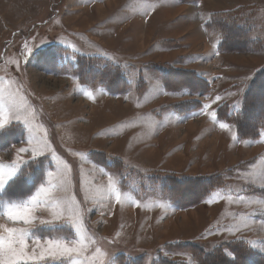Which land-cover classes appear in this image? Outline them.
Returning <instances> with one entry per match:
<instances>
[{
    "label": "rangeland",
    "instance_id": "obj_1",
    "mask_svg": "<svg viewBox=\"0 0 264 264\" xmlns=\"http://www.w3.org/2000/svg\"><path fill=\"white\" fill-rule=\"evenodd\" d=\"M63 1L64 0H0V105H3L6 110L13 106L19 108L18 112L8 113L9 123L5 125L4 129L10 125L18 124L22 127L25 134L21 142L8 144L4 150L0 151V165H11L13 160H17V156L13 158L11 154L13 152L17 153V149L20 147H27L29 149L36 147L43 149V155H40V157L36 159L46 157L48 161L47 164L49 167L45 169L44 179L46 176L47 181L49 180L47 174L51 168L53 173H56L59 169L61 174L60 178L64 180V188L68 187V183L66 182L74 178L75 189L78 195L74 194L72 187L64 192L60 198L68 199L70 203L76 201L78 204L76 208H79L82 212V223L80 228L85 237V243L88 245V250L84 252L80 258L85 260L86 264H90L93 260L94 249L97 247L107 254L104 259V264H118L117 260L120 257H125L123 263L120 262L121 264L135 258H142L143 264H153V261L160 256L169 258L172 261L195 264L189 254L172 251L164 246L170 243L194 240L193 242L197 244L209 247L208 249L203 246L207 250L214 249L215 246L221 243L232 241L230 240L231 236L226 235V231L230 226L233 229V227L237 225H239L240 228L242 227L241 230L237 232L239 238L256 233L262 235L264 232L260 233V230L257 231L259 228L255 226L253 218L264 222V213L260 211L257 204L252 203L246 206L245 203L242 202L258 201L256 198L264 200V198L252 195L255 193V189L264 190V188L256 187L258 184L257 178L264 180V174L263 177H260V173H247L250 164L254 161L251 156H254L256 153L252 148L247 149L248 151L245 153L244 147L231 146L228 141H232L233 136L230 135V133H225L221 135L224 144L222 142L214 149L215 145L212 142L210 143V138L213 136L212 130L210 129L211 127L207 126L205 122L206 119H203V116H201V121L198 120L196 123H191L188 126L186 125L185 128L183 126H178V128L182 127L179 130L175 128L172 129V127L169 126L168 134L166 131L160 134V136L156 135L153 139H150L151 145L144 149L136 148L133 134L135 133L134 125L141 128L139 130L140 132H142L143 127L150 125V115L157 117L160 123L163 122L164 124L174 125L175 122L171 120L173 117L172 114H176L180 118L193 116L197 112H200L202 115L205 113L203 106L210 103V100L215 98L212 96L208 100L211 92L207 95H201L200 92H197L198 90L189 91L186 89L184 90L185 92L177 90L175 87L179 86L173 85L172 82L169 84V86H173L172 88H165L161 82V77L154 70V66L166 69L164 70L166 73L164 71L163 73L168 74V76L172 74V71L174 72L175 69L189 72L191 76L194 75L198 79L204 80L210 91L213 89L212 83L216 82L214 81L215 77L225 78L224 80L227 82V85L222 87L223 89L227 88V90L222 93L225 96H221L222 100L225 101L212 104V107L207 109V111H214L215 118L216 112H218L220 108L225 105H230L231 103L229 102H232L238 95L243 96L249 86V82L258 71L264 68V0H237L240 4L249 5V7H238V9L232 8L229 3H227L229 7H226L223 0H199L197 3H182L176 0L181 9L175 10V8L169 10L167 12L169 16L167 21L173 24L170 35L181 37L174 39V41L166 42L169 46L168 53H153L152 55L151 49L153 47H151L150 50L146 48L156 37L157 30L148 34L145 33L144 36L139 35L134 43H130L125 47L127 49L123 50L124 54L128 56L134 55L137 56L136 59H141V62H139L140 64L135 63L136 66L127 65L124 62L107 58L109 61L120 65L127 71L129 87L124 92L117 95L106 93L100 86L92 88L97 89L96 91H98V94L103 92L109 97L118 98L116 101L109 100L107 102H102L104 107H100L95 111L89 104L77 98V94L86 96L84 92H89L92 86L81 85L75 79H73L75 81V83H73L65 81L64 79L60 80V78L56 79L55 77H51L42 70L44 66L41 67L37 64V59L34 56L35 50L45 48L52 44L59 45L58 47H61V49H66L69 52H66V58L72 62L76 59V57H74L76 54L90 57L101 56L102 58L105 56L95 54L96 51L92 53L83 51L75 46L72 39L67 41L62 40L59 37L60 35L56 36L60 28H54L52 22L54 20L53 18L56 17L59 12L63 14L64 8L61 9ZM118 2L119 0H116L111 3L110 6L103 7L102 11H95L96 9H94L93 17L81 13L83 19H81L79 23L83 27L94 24L98 19L104 16L103 13L108 12ZM76 8L77 11L74 12L80 13V5H76L74 9ZM199 10L200 12L212 11L213 13L236 11L237 17L242 16L247 22L254 25L250 38L253 41H259L263 46L262 50L258 52L253 50L256 48L250 47V50L241 52H219V55L222 57L214 59L212 47L205 43L207 42L209 45L211 42L214 43L217 40V36L220 34L216 30H210L209 28V30H207L204 23L203 27L199 29V21H197V18H200L199 16L197 17V12ZM213 13H211L208 18ZM188 14L192 16L191 21L185 26H177V24H179L177 23L179 21L178 17ZM137 30H139V28ZM131 31L135 32L134 29L128 30V28H126L119 34L128 35L131 34ZM203 34L205 36H203ZM25 45H27V47H25ZM68 45H74L77 51H73ZM153 50L156 51L157 48ZM136 51L139 52L134 53ZM63 55H61V58ZM105 58L106 57H104V59ZM10 61H14V63H10ZM138 76V80H141L139 85L136 79ZM170 77L174 78L173 75H170ZM234 80L239 81V83L231 86V81ZM157 81L161 85L159 89L155 87ZM216 83L219 84L218 81ZM216 87L217 90L221 89L220 85ZM161 90L168 93H177L176 95H181L179 93L182 92L188 93L184 94V96L188 95L190 97L187 101L191 103L197 101L200 103V106L191 104L190 107L194 110L190 112L186 111L182 109L184 107L180 104L183 103L181 100L183 98H176L175 102H171L170 100L158 96ZM194 92H197V94H193ZM226 99L229 101L227 102L228 104L225 103ZM187 101H184V103ZM47 110H51V113H57L61 118L66 120L64 126L67 130V138L73 144L70 150L64 149L60 144V140L55 134L54 123L51 122ZM29 111L32 112V116L28 117L30 124H25L22 121L12 118L13 114H18L23 119L27 116ZM95 113L99 114L96 118L94 117ZM166 115H168V119L165 117ZM84 117H89L88 119L91 122L87 124ZM165 119L167 120L165 121ZM93 121H96V123ZM123 121H130V123H123L120 125L119 123ZM164 124L163 126H166ZM227 125L231 126L233 135L235 136L236 131L234 126L230 124ZM209 129L211 135H205ZM2 130L3 129H0V133ZM130 131L133 133L128 136V132ZM65 134L66 131L64 130L63 135ZM118 134L121 136V141L128 136V142L124 143L126 144L125 147L131 152V157L128 161H140V163L149 167V170H146V174L145 172L142 173L138 171V167L124 163L120 159L118 160L122 165L114 170H107L106 167L98 165V167L106 173L105 178L99 181L101 184L98 186H106L105 183H108V176L111 175L117 181V186L119 188L120 182L124 188L128 189L127 192L132 196L135 195L138 204L141 205L140 207L147 206L145 204L156 205L157 203L168 202L165 196L160 194L161 188L150 186V179L170 173L168 171H161L162 169L176 171L178 167L177 159H184L180 153V149H184L190 161L195 164V169H197L196 172L200 173L195 176L176 173L170 174L190 178H205V176L208 177L213 174L223 176V178L221 177L222 186L210 192L205 200H209L210 194L214 191L223 190L221 196L217 197V199L211 203L204 201L199 205L179 210L168 202L171 205V207H169L170 213H168L167 217H164V219H166L162 223H159L161 228L157 231L156 236V241L161 247L154 251H152L153 249L150 251L139 250L138 247L133 245L136 244V242L132 239L130 241L125 239L119 240L115 234H113L114 237L110 235L115 223H118L116 221H114L115 223L106 221L108 219H113L115 215L110 214L112 210L115 209L114 207L113 209L109 208L108 204L110 200H103L108 207V210L105 211L107 219L102 216L101 213H96L97 215L94 214V212L91 213V210L97 206H90L89 202H80L82 198L78 192L76 162L82 160V157L86 159L88 156L89 160L94 163L90 159L89 153L96 151L94 150L95 147L114 152L113 149H115L117 145H114L108 140L112 139L115 144L118 143L119 141L116 137ZM195 135L199 138H203L205 142L202 144H200L199 141L195 142L193 138ZM169 136L170 141H167ZM173 137L175 138L172 142ZM165 138L166 141H164ZM262 139L264 140V134L261 133L258 139L253 141V143L261 142ZM29 140H33V143L28 144ZM186 140L189 141L188 144H185L187 143ZM45 141L47 147L44 146ZM233 141L235 142V140ZM79 142L83 144L82 147L77 145ZM238 142H244L250 145L251 141L238 140ZM184 144L186 145L185 148H183ZM177 147H180V149L178 150ZM227 147H230L232 151V161L230 164H233V167L221 170L224 165L228 164L229 157L227 160L225 156L230 150H228ZM49 148L51 151H49ZM214 150L217 156L208 160V156ZM103 154L114 158L105 153ZM160 154L163 157H161ZM140 157L144 158L146 161ZM30 159H34L31 157V152L20 154L18 160L20 167ZM65 165L67 167H65ZM96 186L97 185H95L94 190H97ZM2 193L3 191L0 192V196ZM227 195H231L234 198L232 202L226 199ZM92 197L94 196L92 195ZM94 199L97 201L101 200L98 194ZM112 200L114 201V198ZM114 204L116 203L114 202ZM3 205L4 203L0 204V211ZM211 208L213 209L211 210ZM177 211L184 212L177 215V213H179ZM37 213L44 215L43 211H38ZM46 216L45 219L50 218L48 215ZM241 216L246 218L248 227L243 226V222L240 220ZM88 217L93 219L95 225L102 226V222H104V224L109 223V225L105 227L107 231H103L104 233L106 232V234L99 233L97 227L89 226ZM165 221L168 223V226L167 224L164 226ZM157 222H160L159 219L154 220V223ZM0 223L3 222L1 221ZM120 223L124 228L122 219H120ZM226 226L227 228H224ZM40 227H58L59 234L54 237L62 236L65 242L79 238L76 227L70 223L61 222L54 225H41L36 227V229ZM33 231L31 233L32 235ZM34 236L42 238L37 235ZM239 238H234L233 240L246 241ZM257 240L262 241L256 242L259 251L255 250L252 246L250 247L257 252V254L264 256V250H261L264 249V235L260 236ZM90 241H94L95 243H91ZM226 259L229 260L230 257L226 256ZM226 259L223 257L221 258L222 262H224L223 264H228ZM40 264H44V262H40ZM47 264H62V262L48 261Z\"/></svg>",
    "mask_w": 264,
    "mask_h": 264
},
{
    "label": "crops",
    "instance_id": "obj_2",
    "mask_svg": "<svg viewBox=\"0 0 264 264\" xmlns=\"http://www.w3.org/2000/svg\"><path fill=\"white\" fill-rule=\"evenodd\" d=\"M116 0H64L63 4H62V8L63 9V14H59L54 17L53 22H52V26L54 28H60L59 33L56 36H59L62 40H67L70 41L72 39V41L75 43V46L82 49L83 51H87L89 53L95 52V54H101V55H105L104 57H106L105 59L109 58L110 60H118L120 62H124L127 65H131V66H136L135 63H139L141 62V59H136L137 56L134 55H126L123 53V50H126L127 48H125L127 45H129L130 43H134L135 39L139 36L142 35L144 36V34H148L150 32H156V37L152 40L151 44L146 48L147 50H150L151 47H153L151 49V54L153 55V53H168V48L169 46L166 44V42L169 41H174V39H178L181 36H172L170 35V30L173 29L172 27V23H170L169 21H167V19L169 18L168 16V11L171 9H181L178 6V3L176 0H119V2L113 6L108 12L103 13L104 16L100 19H98L94 24L88 25L86 27H83L79 22L81 21V19H83V15H90L93 17V10L96 9L95 11H99V10H103V7L106 6H110L111 3L115 2ZM226 4V7H229L227 5V3H229L231 5L232 8H237L238 7H249V5H243L240 4L237 0H223ZM76 5H80L81 7V12L80 13H75L74 11H77V8L74 9L76 7ZM151 5H155V7H150ZM178 7V8H177ZM225 9V8H224ZM65 12V13H64ZM89 12V14H88ZM215 12V11H214ZM75 13V14H73ZM82 13V14H81ZM213 13L212 11H208V12H200V10L197 12V17L199 16L200 18H197V21H199V29H201V27H203V23L205 24L208 21V16ZM179 16V15H178ZM201 17H203V19H201ZM179 21L177 23V26H185L187 23H189L192 19V16L190 14L188 15H184V16H179ZM79 19V20H78ZM160 20V21H159ZM159 21V22H157ZM80 24V26H79ZM128 28V30H132L134 29L135 32L131 31V34H119L123 29ZM139 28V30H137ZM201 31V30H200ZM215 35V34H214ZM203 36H205L203 34ZM133 41V42H132ZM216 42V41H215ZM214 42V43H215ZM206 45L212 47L213 43L211 42V44L209 45L207 42L205 43ZM54 45V44H52ZM59 46V45H57ZM157 48L156 51H154L153 49ZM159 50V52H158ZM213 50V47H212ZM139 51H136L134 53H137ZM203 54V53H202ZM167 55V54H164ZM204 55V54H203ZM213 58H221L222 56L220 55H216L214 54V50H213ZM156 56V55H155ZM95 57H101V56H95ZM103 57V58H104ZM102 58V57H101ZM108 60V59H107ZM150 62V61H147ZM142 63H146V62H142ZM140 64V63H139ZM128 68V67H127ZM51 77H55L56 79L60 80H65L68 82H73L75 83V81L73 79V77L68 76V75H54V74H49ZM48 75V76H49ZM225 78L222 77H218V78H214V81H218L219 84H217L216 82L212 83V91H211V95L209 96L208 100L214 96H225L224 94H222L224 91L227 90V88L223 89L222 86H226L227 82H225L224 80ZM76 80V79H75ZM235 82V83H234ZM79 83V82H78ZM239 81H231V86L234 84H238ZM221 87L220 90H217L216 86ZM96 86H92L91 89L89 90V92L92 95V98L89 99L87 96H81L77 94V98L80 99V101H83L87 104H89V106H91L93 108V110L95 111L96 109L100 108V107H104V105L102 104V102H107L109 100H113L116 101L118 98L117 97H109L108 95L104 94L103 92L98 94V91H96L97 89H92L95 88ZM89 88V87H87ZM164 92L161 90V93L158 94V96L163 97L166 100H170L171 102H175L176 98H183L181 99L182 102L187 101L190 99V97L188 95L181 94V95H165L163 94ZM242 97V95H238L235 99L232 100V102H229L226 99V104H228L227 102L231 103V104H235L240 98ZM179 100V101H181ZM225 100H219L217 102H222ZM216 102V103H217ZM167 104V103H166ZM204 109V108H203ZM152 112V109H151ZM204 112H208V113H213L214 111H210L207 109L204 110ZM48 116L51 120V122L54 123V127H55V134L56 137L60 140V144L62 145V147L64 149H71L73 147V144L71 143L70 140H68L67 138V130L65 128V122L66 120H64L63 118H61L57 113H51V110H47ZM99 115L98 113H95L94 117L96 118V116ZM172 121L175 122L174 125H168V124H164L163 122L160 123V121L158 120L157 117H155L154 115H150V125H152V127L145 126L142 128V132H140L139 130L141 128H138L136 125H134V130L135 133L133 134V139L136 142V148L139 149H144L145 147L151 145V140L153 139L156 135H159L166 132L167 134L169 133L168 129L169 126L173 128H175L176 130L181 129L182 127L178 126H183L185 128V126L191 124V123H196L198 120H202L206 119V124L208 127H211L210 129L212 130V134L213 136L210 138L215 147L214 149L217 148L218 144H221L224 141L222 140V134L225 133H230V135H233V130L231 128V126H229L227 129H221L219 127V124L222 122H219L216 120V122L214 123L212 121V119H210L209 115L207 114H202L200 112H197L195 115L190 116V117H183L180 118L178 117L176 114H172ZM215 115V114H214ZM201 116H203L201 118ZM168 119V115L165 116ZM86 119V123L89 124L91 121H89V117H84ZM165 119V121L167 120ZM164 120V119H162ZM94 123H96V121H93ZM123 123H130V121H123L121 123H119L120 125ZM154 124V125H153ZM161 124V125H158ZM166 125V126H163ZM176 126V127H175ZM210 129L208 132H206L205 135H211ZM64 130L66 131V134L63 135ZM98 131V129H97ZM177 132V131H176ZM133 132H128V136L130 134H132ZM204 134V133H202ZM25 135V134H24ZM128 136H126L122 141H121V136L120 134H118L117 140L119 141L118 143H114V140L110 139L108 140L109 142L113 143L115 146V149H113L114 152H110V150H106V149H102V148H98L95 147L94 152H101V153H105L109 156H112L114 158L120 159L122 160L124 163L127 164H131L134 165L136 167H138V171L140 172H145V174L147 173L146 170H149V167H146V165L140 163V161H136V160H130L131 157V152L125 147L126 144L128 142ZM236 136V133H235ZM166 137V136H165ZM175 137H173L172 142L174 140ZM194 141L197 142L199 141L200 144L204 143L205 140L203 138H199L196 135L193 137ZM116 140V141H117ZM96 141V140H95ZM94 141V142H95ZM164 141H166V138L164 139ZM167 141H170V136L168 137ZM264 140L262 139V143L261 142H250L249 144H246L244 142H238V140H235V142L232 140L228 141L231 146H235V147H244L245 148V153L248 151L247 149L252 148L253 151H255V155L251 156L252 159H254V161L250 164V167L248 168V172H256L257 174L260 173V177H263L264 174ZM123 142V143H122ZM188 144V140H186ZM109 144V143H107ZM184 144L183 148L186 147V145ZM78 146L82 147V143L79 142L77 143ZM228 146V144H227ZM263 147V148H262ZM178 150L180 149V147H177ZM228 150H230L229 152H227L225 158L228 160V164L224 165L221 170H226L229 169L230 167H233V164H230V162L232 161V151L230 147H227ZM180 153L182 154V157L184 159H177V163H178V167L177 170H171V169H162L161 171H168L170 173H176V174H181V175H187V176H195L197 174H199L200 172H196L197 169H195V164L190 161L188 154L184 152V149H180ZM11 156L13 158H15L17 156L16 152H13L11 154ZM161 157H163L160 154ZM216 155V151L214 150L209 156H208V160H211L212 158H215ZM40 157V156H38ZM36 157V158H38ZM250 157V156H249ZM34 159H30L29 161L35 160ZM141 159L145 160L144 158L140 157ZM245 160V159H244ZM243 160V161H244ZM248 160V159H247ZM27 161V162H29ZM146 161V160H145ZM242 161V162H243ZM25 162V163H27ZM25 163H23L22 165H24ZM21 169V167H20ZM135 169V168H134ZM140 169V170H139ZM49 172H52V168L49 170ZM76 172H77V180H78V192L79 195L81 196V200L80 202L83 203H88L90 206H97L95 208H93V210H91V213L94 212V214L96 213H101L102 216H104L107 219V215L105 214V211H107L108 207L106 206V204L104 203L103 199H101L100 201H97L96 199H94L95 196H97V191L94 190L95 189V185H97L96 187L98 188L99 184H101L99 181H102L105 178L106 174H102L101 169L98 167V165L96 163H92L88 156L86 157H82V160L76 162ZM19 173V172H18ZM17 173V175H18ZM103 173H105L103 171ZM16 175V176H17ZM15 176V177H16ZM14 177V178H15ZM13 178V179H14ZM12 179V180H13ZM62 179V178H60ZM53 183H57V180H53ZM68 187L64 188L65 191H57L55 193V195L57 197H61L63 195L64 192H66L68 189L73 187L74 190V194L76 195V189H75V181L74 178L68 182ZM257 185L256 187L259 188H264V186H262V179L261 178H257ZM45 185L47 186L48 181L46 179L43 180V182L39 185L36 186V188L34 189V191L30 194H35L36 190L41 186V185ZM107 185V183H105ZM119 186L121 190L127 191L128 189L124 188L123 185L119 182ZM6 187V186H5ZM96 194V195H94ZM29 195V196H30ZM78 195V194H77ZM92 195L94 197H92ZM28 196V197H29ZM132 196V195H131ZM28 197H26L25 199H27ZM133 197V202L138 203L137 199L135 197V195L132 196ZM255 199V198H252ZM24 200V199H23ZM90 200V201H89ZM256 200H262V199H258L256 198ZM22 201V200H21ZM19 201V202H21ZM17 202V203H19ZM115 201H113L112 199L110 200V203L108 204L109 208L113 209V207L115 208L114 210H112V213L110 214H115L113 219H108L106 221H110V223H115L114 221L118 222L115 223L114 228H112L110 235L113 236V234H117L119 233V236H117V238L119 240L121 239H125L127 241H130L131 239L133 241L136 242V244H133L135 247H138L139 250L145 251V250H157L161 247L160 244H158V242L156 241V236H157V231H159V229L161 228L159 223H162L165 219L164 217H167L168 213H170V208H166V209H162L160 207H156L155 205H151V207H136L133 205V202H129L127 204H125L124 206L118 205V204H114ZM162 202V201H160ZM11 203V202H10ZM145 204V203H143ZM148 205V204H145ZM78 206L77 202L74 201L73 207L76 208ZM87 207V206H86ZM211 207V206H210ZM4 205L2 207L3 211ZM213 208H211L212 210ZM95 210V211H94ZM261 212L264 213V210H261ZM41 212V211H40ZM179 213H177V215L182 214L184 211L180 212L177 211ZM44 215H40L39 213H36V216L39 217L35 223L34 226H28L31 228V233L34 229H36V227L41 226V225H45V224H40L39 223V219L43 218L45 219V217H47L46 215L49 216V214L46 211H43ZM97 215V214H96ZM50 217V216H49ZM249 218V217H248ZM88 222H89V226H94L97 227V230L99 233H103L106 234V232L104 233L103 231H107L105 227H107V225H109V223H106L101 226V225H95L93 219L91 218H87ZM120 219H122L124 228L122 226V224L120 223ZM155 219H159L160 222L154 223ZM254 220V224L255 226H257L260 230V233L264 232V222L258 219L253 218ZM5 223L7 226H16V227H25V225L23 224H16L13 225L11 222H8L4 219H0V222ZM226 223V221H225ZM59 224V223H57ZM168 223L165 221L164 226ZM232 224V223H230ZM88 225V224H87ZM118 225V226H117ZM132 225V226H131ZM160 225V226H159ZM261 225V226H260ZM263 226V227H262ZM224 228H227L224 227ZM230 228H232L230 226ZM235 227H233L234 229ZM242 228V227H241ZM226 235H230L231 239L233 240L234 238L237 239L238 234L237 232H235V234H230L229 231H226ZM264 235V233L262 234ZM259 234H251L248 235L247 237H240L239 239H244L246 241H255V242H262L261 240H257L258 238H260ZM54 236H50V237H35L37 239H40L41 241H43L44 239H51ZM114 237V236H113ZM176 240H180V239H176ZM192 241H187V242H193ZM146 242V243H145ZM30 243V242H29ZM255 250L259 251V247H253Z\"/></svg>",
    "mask_w": 264,
    "mask_h": 264
},
{
    "label": "trees",
    "instance_id": "obj_3",
    "mask_svg": "<svg viewBox=\"0 0 264 264\" xmlns=\"http://www.w3.org/2000/svg\"><path fill=\"white\" fill-rule=\"evenodd\" d=\"M182 3H197L199 0H179ZM250 24V25H249ZM248 25V26H247ZM207 30H216L222 36L221 42L217 46L219 52H234L250 50L260 52L262 44L257 40H252L250 35L254 28L252 23L247 22L242 16L237 17L236 11L213 13L205 23ZM209 28V29H208ZM66 49H61L57 45H49L45 48L34 51L37 64L43 67L46 73L54 75H68L75 78L79 84L86 86H100L106 93L117 95L124 92L129 87L127 71L120 65L115 64L101 57H90L76 54V59L72 62L66 58ZM66 53V54H64ZM64 54V55H63ZM61 55L62 58H61ZM65 57V59H64ZM156 73L161 77V82L165 88L169 89L172 82L177 90L188 89L197 91L202 95H207L210 91L207 83L191 76V73L185 71H172L174 78L165 74L163 68L153 67ZM163 71L165 73H163ZM136 78L138 85L141 80ZM184 86H182V85ZM169 86V87H168ZM194 92L193 94H197ZM264 68L258 71L249 82L243 96L235 103L225 105L216 112V120L224 124L233 125L236 131L237 140L255 141L261 133H264ZM184 110L191 111V104L180 103ZM24 131L18 124L10 125L0 133V151L8 144H15L22 141ZM8 140V141H7ZM90 159L97 165L106 167L107 170L120 167L122 163L116 159L105 156L100 152H90ZM47 158L42 157L29 161L22 165L18 175L11 180L5 187L0 196V204L5 201L19 202L28 197L41 184L44 179L45 169L49 167ZM222 175L208 176L205 178L179 177L174 174H164L150 179L151 187L161 188V195L176 209L182 210L203 203L210 192L222 186ZM180 178V179H178ZM264 198V190L255 189L252 194ZM58 227H40L33 231V235L40 237L55 236L58 233ZM205 248L207 246L203 245ZM196 242H176L164 246L172 251L187 253L192 257L195 264H223L221 258L229 256L228 264H264V256L257 254L246 241L232 240L227 243H221L214 249L207 250ZM171 247V248H169ZM159 255V253H158ZM159 257V256H158ZM125 257L117 260L118 264L123 263ZM128 260V259H127ZM124 264H143L142 258L130 259ZM153 264H187L180 261H172L169 258L160 256L153 261Z\"/></svg>",
    "mask_w": 264,
    "mask_h": 264
},
{
    "label": "snow or ice",
    "instance_id": "obj_4",
    "mask_svg": "<svg viewBox=\"0 0 264 264\" xmlns=\"http://www.w3.org/2000/svg\"><path fill=\"white\" fill-rule=\"evenodd\" d=\"M150 7H155L151 5ZM203 19V17H201ZM222 36L218 35L217 40L213 43L212 47L214 54L219 55L217 50V45L221 42ZM27 47V45H25ZM73 51H77L74 45H68ZM14 63V61H10ZM156 88H160L161 85L157 81L155 84ZM84 94L88 96L89 99L92 98L91 93L85 91ZM165 95H176L177 93L164 92ZM188 94V93H179ZM222 97L216 96L214 99L210 100V103L203 106L204 109H209L212 104L221 100ZM19 108L16 106L10 107L7 110L3 105H0V129H4L5 125L9 123L8 113L18 112ZM204 114L209 115L210 119L215 123L216 118L213 113L205 112ZM32 116V112L29 111L27 116L23 119L18 114H13V119L22 121L25 124H30L28 117ZM152 127V125H149ZM219 127L221 129H227L229 125L220 123ZM264 134V133H262ZM237 138L233 136V140ZM33 140H29L28 144H32ZM39 143V142H37ZM44 146L47 147L46 141ZM49 151L51 149L49 148ZM31 152V157L36 158L43 155V149L33 147L31 149L27 147H20L17 149V160H13L11 165H0V192L5 190V186L17 175L20 171V164L18 160L20 154H26ZM54 155V153H53ZM65 167H67L65 165ZM102 174L103 170H101ZM48 184L47 186L41 185L35 192V194L30 195L27 199L22 200L17 203L13 201L12 203L4 202L3 211H0V219H4L11 222L13 225L23 224L25 227L7 226L5 223H0V264H40L44 262L47 264L48 261L56 262L61 261L62 264H86L85 260H82L81 255L88 250V245L85 243V237L81 231L80 225L82 223V212L79 208H74L73 204L69 202L68 199L60 198L55 195L57 191H65L64 180L59 179L61 174L59 169L56 173L48 172ZM53 180H57V183H53ZM262 186H264V180H262ZM97 194L103 200H111L114 198L116 204L124 206L125 204L132 201V196L127 191H122L117 186V181L111 175L108 176V183L106 186H101L97 188ZM223 190H217L210 194V199L205 201L211 203L221 196ZM226 199L229 202L233 201L231 195H227ZM246 206L255 203L261 210H264V200L259 201H242ZM133 205L140 207L141 205L133 202ZM156 207L166 209L171 207L168 202L157 203ZM146 207H151L147 205ZM38 211H46L50 218L49 219H39L40 224L54 225L57 223H70L76 227L79 238L76 240H69L65 242L62 236H56L51 239H40L35 238L31 234V228L28 226H34L38 217L36 213ZM240 220L243 222L244 227H248L247 220L245 217L241 216ZM241 228L237 225L234 229L229 228L230 234H235V232L240 231ZM119 236V233L116 234ZM30 242V243H29ZM95 243L94 241H90ZM247 243L252 247H257L255 241H247ZM264 250V249H261ZM106 253L102 252L100 248L94 249L93 260L90 264H104V259Z\"/></svg>",
    "mask_w": 264,
    "mask_h": 264
}]
</instances>
